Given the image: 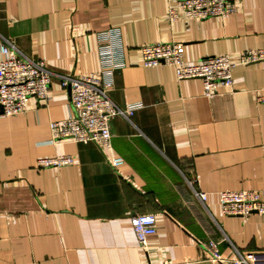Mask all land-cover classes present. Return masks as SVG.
I'll use <instances>...</instances> for the list:
<instances>
[{"label": "crops", "instance_id": "1", "mask_svg": "<svg viewBox=\"0 0 264 264\" xmlns=\"http://www.w3.org/2000/svg\"><path fill=\"white\" fill-rule=\"evenodd\" d=\"M226 17L191 18L175 0H0V46L45 60L56 74L101 68L99 33L115 32L110 96L128 117L110 120L112 143L52 140L50 122L74 113L70 90L0 117V264L203 263L208 243L264 264V214L224 215L219 193L264 188V60L237 65L212 95L169 65L144 66V43L177 41L184 59L264 48V0H238ZM1 54V53H0ZM70 154L75 162L38 167ZM124 162L114 166L112 157ZM195 189L208 193L202 202ZM154 213L140 245L131 222Z\"/></svg>", "mask_w": 264, "mask_h": 264}, {"label": "built area", "instance_id": "2", "mask_svg": "<svg viewBox=\"0 0 264 264\" xmlns=\"http://www.w3.org/2000/svg\"><path fill=\"white\" fill-rule=\"evenodd\" d=\"M179 11L170 9V16L176 18L182 12L191 18L226 17L238 9V0H175ZM115 32L99 33V55L101 68L98 71L78 75L56 74L40 58L23 54L15 45L6 41L0 46V117L24 112L30 97L42 100L50 98V86L55 75L60 85L70 90L74 113L63 119L50 122L52 140L55 143L72 140L95 142L103 148H110L112 131L110 120L116 115L133 113L134 106L122 108L110 96L113 85V69L121 66L113 60L111 47ZM144 66L169 65L174 67L178 79L199 78L204 91L212 95L218 86L231 87L234 82L232 70L235 66L264 60V48L246 49L237 56L216 54L202 57L197 62H188L183 56L180 42L144 43L140 47ZM70 154H54L37 159L40 168L62 167L73 164ZM114 166L124 162L121 156L111 160ZM202 202L208 193L195 189ZM224 215L246 216L252 212L264 214V188L225 189L218 191ZM131 222L141 246L146 247L147 237L157 231V217L154 213H136ZM209 256L199 264H249L244 253L236 249L235 256L224 255L217 241L208 243ZM167 264H191L190 262Z\"/></svg>", "mask_w": 264, "mask_h": 264}]
</instances>
